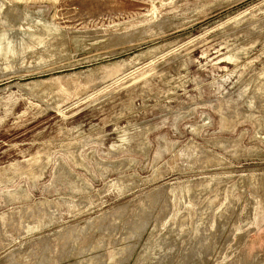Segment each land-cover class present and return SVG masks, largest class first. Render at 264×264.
I'll list each match as a JSON object with an SVG mask.
<instances>
[{
  "label": "rangeland",
  "instance_id": "374dc122",
  "mask_svg": "<svg viewBox=\"0 0 264 264\" xmlns=\"http://www.w3.org/2000/svg\"><path fill=\"white\" fill-rule=\"evenodd\" d=\"M0 264H264V0H0Z\"/></svg>",
  "mask_w": 264,
  "mask_h": 264
}]
</instances>
